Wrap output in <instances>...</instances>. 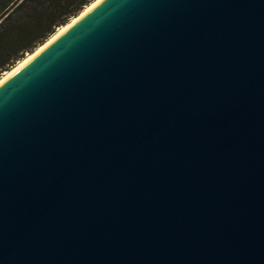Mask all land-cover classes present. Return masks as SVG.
Listing matches in <instances>:
<instances>
[{"label": "water", "instance_id": "water-1", "mask_svg": "<svg viewBox=\"0 0 264 264\" xmlns=\"http://www.w3.org/2000/svg\"><path fill=\"white\" fill-rule=\"evenodd\" d=\"M0 264H264V0H100L1 79Z\"/></svg>", "mask_w": 264, "mask_h": 264}, {"label": "trees", "instance_id": "trees-1", "mask_svg": "<svg viewBox=\"0 0 264 264\" xmlns=\"http://www.w3.org/2000/svg\"><path fill=\"white\" fill-rule=\"evenodd\" d=\"M94 0H0V77Z\"/></svg>", "mask_w": 264, "mask_h": 264}, {"label": "bare ground", "instance_id": "bare-ground-1", "mask_svg": "<svg viewBox=\"0 0 264 264\" xmlns=\"http://www.w3.org/2000/svg\"><path fill=\"white\" fill-rule=\"evenodd\" d=\"M99 1L100 0H94L91 4H89L88 6H86V8H84V10L82 12H80V14H78L76 17L72 18L70 20V22H68L66 25L61 26L60 28H58L57 31L45 43H43L41 46H39L34 52H36L38 49H40L41 47H43L44 45H46L47 43H49L54 38L58 37L62 32H64L68 27H70L74 22H76L81 16H83L87 11H89ZM34 52L28 54L23 60H21L20 62H18V64L14 68H12L10 71L5 72L0 77V80L3 79L8 74H10L15 69H17L19 66H21Z\"/></svg>", "mask_w": 264, "mask_h": 264}, {"label": "snow or ice", "instance_id": "snow-or-ice-1", "mask_svg": "<svg viewBox=\"0 0 264 264\" xmlns=\"http://www.w3.org/2000/svg\"><path fill=\"white\" fill-rule=\"evenodd\" d=\"M0 43H2V40H0Z\"/></svg>", "mask_w": 264, "mask_h": 264}]
</instances>
